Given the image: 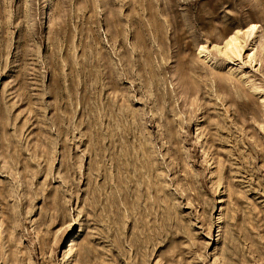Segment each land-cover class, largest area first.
I'll return each mask as SVG.
<instances>
[{
    "label": "rangeland",
    "instance_id": "374dc122",
    "mask_svg": "<svg viewBox=\"0 0 264 264\" xmlns=\"http://www.w3.org/2000/svg\"><path fill=\"white\" fill-rule=\"evenodd\" d=\"M0 264H264V0H0Z\"/></svg>",
    "mask_w": 264,
    "mask_h": 264
},
{
    "label": "bare ground",
    "instance_id": "6f19581e",
    "mask_svg": "<svg viewBox=\"0 0 264 264\" xmlns=\"http://www.w3.org/2000/svg\"><path fill=\"white\" fill-rule=\"evenodd\" d=\"M149 5V4H148ZM157 17V16H156ZM153 26H154V24H153ZM159 28V27H158ZM255 29V26H253L252 27V29L251 30H254ZM154 30V29H153ZM160 32V31H159ZM252 32H250L249 34H251ZM157 34V33H156ZM159 34V33H158ZM240 34V32L238 31V32H236V34L235 35H233V36H231L228 40H227V42H226V51H228V52H231V53H233V54H235L236 56H239V48L237 47V44H238V38H237V35H239ZM204 48V47H203ZM200 53H203V54H206V50L205 49H201L200 50ZM228 54V53H227ZM203 56H205V55H203ZM189 63V62H188ZM187 63V64H188ZM190 64V63H189ZM182 66V65H181ZM181 66H180V68H181ZM187 67V66H186ZM185 67V68H186ZM201 67V66H200ZM182 69V68H181ZM200 69V68H199ZM179 70V69H178ZM183 70V74L182 75H184V68L182 69ZM186 70H188V69H186ZM180 72V71H179ZM182 72V71H181ZM195 72V71H194ZM187 73V72H186ZM181 75V76H182ZM183 78V77H182ZM181 78V79H182ZM183 80V79H182ZM114 84V83H113ZM115 87V86H114ZM117 88V87H116ZM160 99V98H159ZM126 105V104H125ZM118 106V105H117ZM124 108V107H123ZM123 108H121V109H123ZM116 111V110H115ZM126 112V111H125ZM130 112V111H129ZM133 112V111H132ZM123 113V112H122ZM116 114V113H115ZM97 115H99V114H97ZM123 115V114H122ZM124 115H126V114H124ZM132 115V114H131ZM116 116V115H115ZM99 117V116H98ZM120 117V116H119ZM100 118V117H99ZM126 118V117H125ZM124 118V119H125ZM136 119V118H135ZM134 119V120H135ZM114 120V119H113ZM137 120V119H136ZM98 121V120H97ZM117 122V121H116ZM119 122V121H118ZM127 122V121H126ZM132 122V121H131ZM135 123V122H134ZM139 123V122H138ZM141 124V123H140ZM101 125V124H100ZM120 125V124H119ZM133 125V124H132ZM135 125V124H134ZM126 126V125H125ZM120 127V126H119ZM100 128V127H99ZM126 129H127V127H125ZM102 129V127L100 128V129H98L99 130V134H100V130ZM115 129V128H114ZM120 130V129H119ZM122 130V129H121ZM129 131V130H128ZM134 131V130H133ZM142 131V130H141ZM96 132H97V130H96ZM103 132V131H102ZM113 132V131H112ZM120 132V131H119ZM118 132V133H119ZM123 132L124 133H126L124 130H123ZM111 133V132H110ZM122 133V132H121ZM124 133H123V135H124ZM131 133H132V131H131ZM96 134V133H95ZM127 134H130V133H128L127 132ZM102 135V134H101ZM109 135H111V134H109ZM109 135H108V139H109ZM117 135H120V136H123V135H121L120 133L119 134H113V136L111 135V138H113V137H115V136H117ZM119 136V137H120ZM127 136V135H126ZM131 136H134V135H131ZM131 136H129V137H131ZM107 137V136H106ZM128 137V136H127ZM128 137V138H129ZM134 138H137V136L136 137H134ZM114 139V138H113ZM123 139H124V136H123ZM104 140H105V138H104ZM106 140H107V138H106ZM125 140V139H124ZM128 140V139H127ZM136 140V139H135ZM110 141V140H109ZM146 141V140H145ZM101 142V141H100ZM99 142V143H100ZM107 142V141H106ZM113 142V141H112ZM125 142H126V140H125ZM125 142H123V143H125ZM128 142V141H127ZM143 142V141H142ZM114 144V143H113ZM120 144V143H119ZM132 144H134V143H132ZM147 144V143H146ZM10 145V144H9ZM125 145H126V143H125ZM137 145V144H136ZM115 146V145H114ZM113 146V147H114ZM122 146V145H121ZM124 146V145H123ZM123 146H122V150H124L123 149ZM127 146V145H126ZM147 146V145H146ZM112 147V146H111ZM112 147V148H113ZM125 147V146H124ZM127 147H129V146H127ZM126 147V148H127ZM9 148H11L10 146H9ZM130 148V147H129ZM142 150H143V148L142 147H140ZM100 149V148H99ZM109 150H110V148H108ZM107 149V150H108ZM119 149V148H118ZM145 149V148H144ZM109 150H108V152H109ZM128 150V149H127ZM129 150H131V149H129ZM128 150V151H129ZM132 150H133V147H132ZM134 150H136L135 148H134ZM140 151V149L138 150H136V151H134V153L132 154L135 158L133 159V161H131L130 163H125L124 161H123V163L124 164H121V165H118L119 166V171H120V173H119V175L117 176V178L119 177V181L117 182L118 184V187L119 188H121L122 187V184H124L125 185V188L128 190H130V188H132V187H136V190H137V193L135 194L136 195V197H137V200H136V205H139V201H142V196L138 193V192H141V189L140 188H142V189H146V191L147 190H152V192L153 193H156V192H159L160 190V188H159V186H158V182H159V179H158V176H157V174H156V170H157V165L156 166H154V164H152V161H153V159L151 158V157H145L146 155V153H145V150L144 151ZM102 151V150H101ZM105 151V150H104ZM150 151V150H149ZM121 152V151H120ZM123 153H125V152H127V151H122ZM131 152V151H130ZM103 153V152H102ZM107 153V152H106ZM148 153V152H147ZM12 154V153H11ZM120 154H122V153H119V155ZM126 154V153H125ZM127 154H129L130 155V153H127ZM153 154V153H152ZM103 155H105V154H103ZM103 155H99V156H101V157H103ZM106 155H108V153L106 154ZM123 155V154H122ZM132 155L131 156H129L130 158H132ZM127 157H128V155H126ZM176 156V155H175ZM124 157V156H123ZM121 159V158H120ZM150 159V160H149ZM127 160V158L125 159V161ZM129 160V159H128ZM127 160V161H128ZM121 161V160H120ZM120 161H119V164H120ZM126 161V162H127ZM116 162V161H115ZM157 162V161H156ZM118 163V162H117ZM154 163V162H153ZM115 164V163H114ZM113 165V164H112ZM116 173V172H115ZM132 175L133 177H130V175ZM99 175V174H98ZM116 175V174H115ZM146 176H148V178H149V181H148V179H147V177ZM115 179H116V176H115ZM148 181V182H147ZM132 184H134V185H132ZM115 185V184H114ZM146 187V188H145ZM123 189V188H122ZM133 189V188H132ZM128 191H126V193H125V196H127L128 194ZM157 194H159V193H157ZM155 199V201H156V198H154ZM124 200V199H123ZM144 200V199H143ZM124 204L126 205L127 204V202H126V200H124ZM144 206V205H143ZM142 208V207H141ZM134 209V208H133ZM144 211V210H143ZM137 214H141L142 215V212H137ZM135 215V214H134ZM138 216V215H137ZM172 217V216H171ZM126 218V217H125ZM175 219V218H174ZM141 227H142V225H141ZM140 230H141V228H140ZM167 230V229H166ZM143 233V232H142ZM136 239V238H135ZM152 246V245H151ZM143 254V253H142ZM145 256V255H144Z\"/></svg>",
    "mask_w": 264,
    "mask_h": 264
}]
</instances>
